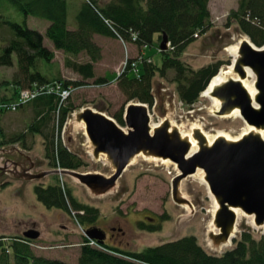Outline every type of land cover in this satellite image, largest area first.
<instances>
[{
    "label": "rangeland",
    "instance_id": "1",
    "mask_svg": "<svg viewBox=\"0 0 264 264\" xmlns=\"http://www.w3.org/2000/svg\"><path fill=\"white\" fill-rule=\"evenodd\" d=\"M98 1L103 6L111 0ZM239 1L209 0L207 32L202 35L197 33L199 31L196 32L198 36L195 42L180 56L182 65L194 72L217 62L224 63L221 68L231 66L232 59L226 48L238 44L240 39L246 37L235 22L226 26L227 16L237 9ZM78 2L79 0H70L67 13L69 29L74 28ZM5 6L9 10L7 15L10 21L25 24L29 29L40 33L44 38V47L54 52V58L50 63L40 60L38 71L43 76L50 80L82 81L81 76L65 67V61L78 65L91 63L86 53L70 56L61 51H54L52 44L44 36L47 22L32 17L25 18L4 0L0 4V13ZM92 41L100 50V60L93 64L94 80L105 78L109 83L98 86L93 85L94 80H86L87 86L79 87L66 95L75 110L66 116L67 126H63L59 139L69 152L83 161L85 166L76 172L100 174L109 178L115 172L114 166L105 155L94 158V147L86 138L84 125L77 121L76 115L85 109H92L113 119L112 116L121 108L124 111L127 104L140 103L137 100L127 101L117 86V77L122 74L129 60L139 61L142 52L132 45L121 44L99 35H94ZM159 44L154 43L143 50L144 59L147 62L152 61L158 67L161 65ZM17 73L15 56L12 57L10 67H0V106L7 102L4 100L15 96L11 81ZM173 77L174 72L168 71L164 78L156 74L151 81V94L154 98V105L148 107L151 124L155 125L168 119L180 133L189 134L190 137L193 129L200 128L210 142L218 133H222L227 139L236 140L248 130L246 123L233 113L222 117L214 116L212 112L215 110L211 108L210 102L200 96L189 107L182 104ZM9 102L11 106L23 104L19 102L17 94ZM0 111L6 112L4 116H0V141L3 136L4 140H8L11 134H24L19 143L0 146V236L7 238L22 236L23 232L35 229L40 233V237L33 244L42 248L31 247L36 256L77 264L79 246L83 243L81 229L85 230L87 226L76 222L74 212L69 215L58 209L45 208L36 200L33 193L35 186L60 185L63 181L61 187L64 191L65 188L69 189L77 202L98 211L99 217L93 225L95 228L108 235L112 228L120 229L118 239L108 241L105 245L128 252H139L185 237H194L197 244L209 255L219 256L233 247V239L229 247L221 250L220 247L215 248L208 238L209 232L216 233L213 221L217 205L210 197L207 185L201 182L203 178L201 170L181 180L178 185L179 193L191 207L179 206L172 200L171 182L178 174L176 166L167 160L144 157L142 154L132 159L113 189L107 192L102 188L90 190L71 176H62L60 179L59 175L50 174L36 181L14 178L8 172L14 169V165L16 170L20 171L22 164L26 162L27 168L30 166L29 163H33L34 167L31 170L33 174L54 169L50 167L45 157L43 139L39 135L27 132L28 125L37 117L34 110L31 107H24L21 110L17 108L16 112H11L12 110L9 112L3 106ZM72 114L75 116L72 117ZM117 125L125 130V125ZM61 135H64L62 139ZM140 223L157 230L153 232L143 230L139 228ZM243 231L250 232L256 239L259 237L264 239V226L255 228L252 221L242 215L237 220L234 239H238Z\"/></svg>",
    "mask_w": 264,
    "mask_h": 264
},
{
    "label": "trees",
    "instance_id": "2",
    "mask_svg": "<svg viewBox=\"0 0 264 264\" xmlns=\"http://www.w3.org/2000/svg\"><path fill=\"white\" fill-rule=\"evenodd\" d=\"M1 1L3 0H0V4ZM5 1L25 18L32 17L48 23L44 36L52 44L54 51L70 56L86 53L91 60V63L81 65L65 61V67L81 76V82L50 80L38 71L40 60L50 63L54 58V52L44 47L43 36L25 24L10 21L6 6L0 13V67H10L12 57L15 56L18 73L11 81L15 96L18 89L40 91L35 98L25 102V105H13L14 110L11 112L24 107L34 110L37 117L28 125L27 132L43 139L45 157L52 169L76 171L85 165L59 139L66 116L75 107L69 99L61 102L56 92L46 94L47 90L44 88L55 89L54 85L58 83L61 90H76L87 86L86 80H94L93 64L100 60V50L92 41L94 35L111 38L141 50L142 57L139 61L129 60L122 74L117 77V86L127 101L137 100L150 108L154 103L151 81L156 74L164 78L168 71H173L178 97L182 104L189 107L198 100L211 78L224 65L223 62H217L194 72L180 62L181 54L195 42L197 33L202 35L207 32L209 0H111L103 6L98 0H79L73 29H69L67 24L70 0ZM226 22V26L235 22L240 32L256 47L264 45V0H240L237 9L227 16ZM163 34L168 38L169 48L166 52H159L161 65L158 67L152 61L144 59L143 50L154 43L159 44ZM108 83L105 78L93 81V85L98 86ZM14 97L4 101L10 105L9 101ZM5 114L6 112H1L0 116ZM122 116L123 108L112 118L123 126ZM4 137L0 146L19 143L24 134H11L8 140H4ZM33 193L36 200L47 209H58L69 215L74 212L76 222L87 228L93 226L99 217L97 210L81 205L69 189L65 188L64 191L59 184L35 186ZM139 228L148 232L157 230L142 223ZM17 240L32 243L22 236H0V264H68L38 257L29 245ZM87 243L88 240L83 236L77 264H264L263 237L256 239L245 231L238 239H233L231 249L219 256L207 254L194 237H185L139 252H128L106 245L102 246L103 249H97Z\"/></svg>",
    "mask_w": 264,
    "mask_h": 264
},
{
    "label": "water",
    "instance_id": "3",
    "mask_svg": "<svg viewBox=\"0 0 264 264\" xmlns=\"http://www.w3.org/2000/svg\"><path fill=\"white\" fill-rule=\"evenodd\" d=\"M168 48V38L163 34L159 49L166 52ZM238 55V60L231 62L230 66L238 81L230 78L215 89L212 96L219 101L220 109L213 115L222 117L238 110V115L247 126L262 129L264 45L256 47L250 40L242 41ZM246 68L251 69L255 76L253 82L257 95L253 99L243 85L247 78ZM76 116L77 121L84 125L86 138L94 147V158L105 155L114 166V174L106 178L100 174H80L62 169L33 174L30 172L33 164H30L29 168H23L14 178L33 181L41 180L49 174L71 176L90 190L102 188L107 192L113 189L132 159L142 154L144 157L167 160L176 166L178 174L171 182V197L179 206L191 207L179 193L180 181L194 175L197 170L203 171V180L217 205L213 221L216 233L208 234L215 248L234 239L237 220L235 210L251 217L255 228L264 226V140L258 133H248L236 140L216 136L208 144L205 135L199 129H193L191 138L198 150L190 153L192 143L189 136L182 135L168 119L152 128L150 115L144 104H127L122 117L125 130L111 118L108 119L103 113L92 109H85ZM39 235L38 231L31 229L22 236L26 240L34 241ZM84 235L98 245L104 244L105 234L98 228L85 230Z\"/></svg>",
    "mask_w": 264,
    "mask_h": 264
},
{
    "label": "bare ground",
    "instance_id": "4",
    "mask_svg": "<svg viewBox=\"0 0 264 264\" xmlns=\"http://www.w3.org/2000/svg\"><path fill=\"white\" fill-rule=\"evenodd\" d=\"M242 41H248L249 42V40H248L247 37H243L242 39H240V41H239L238 44L226 48V52L231 57L232 63L236 62L238 60V58H239L238 50H239V46L242 44ZM246 73H247V78H246V80L243 81V85H244L246 91L248 92L249 96L253 99L257 95V92L254 89L255 76L253 74V71L251 69H249V68H246ZM230 78L233 79V80H235V81H238V77L232 73V68L231 67L221 68L219 70L218 74L211 80L210 85L206 88V90L203 91L200 94V98H203L205 100H208L210 102V104H211V108L214 109L215 112H217L220 109V103H219V101H217L212 96V94H214L215 89L217 87H219L220 85H223V83H225ZM22 92H23V89H18L17 90V96H19V94L22 93ZM5 104L8 105V103H5ZM232 113H233V115L235 117L241 119L240 116L238 115V113H239L238 110H233ZM212 114H213V112H212ZM106 117L108 119H110L108 116H106ZM151 126H152V128H154V127H157L158 124H155V125L152 124ZM247 127H248V130L244 134H242V136L245 135V134H248V133H255L256 132V133L259 134V136L262 138V140H264V128H262V129H255L254 127H249V126H247ZM181 134L182 135H187L190 138V141L192 143V147H191V152L190 153H192L194 151H197L198 148L196 146V143L192 140V138L190 137V135L189 134H184V133H181ZM204 135H205L206 140L209 142L208 144H211L212 142H210V140L208 139V136H206V134H204ZM217 136H223V134L222 133H218ZM238 139H240V137ZM201 182L203 183V185H206V183L203 180V178L201 179ZM210 197H212L211 194H210ZM212 200H213V197H212ZM235 214L237 216V220L242 215L245 216L244 214H242L238 210H235ZM247 218H249L252 221V218L251 217H247ZM237 220H236V225H237ZM215 232H216V230H215ZM229 243L230 242H227L225 245L221 246L220 247L221 250L224 249V248L229 247L230 246Z\"/></svg>",
    "mask_w": 264,
    "mask_h": 264
},
{
    "label": "built area",
    "instance_id": "5",
    "mask_svg": "<svg viewBox=\"0 0 264 264\" xmlns=\"http://www.w3.org/2000/svg\"><path fill=\"white\" fill-rule=\"evenodd\" d=\"M124 68H125V66H124ZM124 68H123V70H124ZM54 86H55V89L49 88V87L44 88L47 90V92H45V93L48 94L51 92H56V94L61 98V102L65 101L68 97L66 95L70 93V90L69 89L68 90H61V88H60L61 86H59L57 84ZM39 93H40L39 90H30V89L29 90L28 89L23 90V92L19 94V102L24 104L25 102L35 98ZM3 106L8 110H14V108L11 105H6V104H2L0 106V109ZM1 112H3V111H0V113Z\"/></svg>",
    "mask_w": 264,
    "mask_h": 264
},
{
    "label": "flooded vegetation",
    "instance_id": "6",
    "mask_svg": "<svg viewBox=\"0 0 264 264\" xmlns=\"http://www.w3.org/2000/svg\"><path fill=\"white\" fill-rule=\"evenodd\" d=\"M33 164V163H32ZM27 162L26 163H24V164H22V168H25V167H27ZM29 165H30V163H29ZM34 166V165H33ZM16 172V171H15ZM14 172V174H16ZM17 174H19V173H17ZM119 233H121V231H120V229H118V227L117 228H112V231H110V233H109V235H108V233L106 234V240H105V243H107L108 241H114V240H116V239H118V237L120 236L119 235ZM117 237V238H116Z\"/></svg>",
    "mask_w": 264,
    "mask_h": 264
},
{
    "label": "clouds",
    "instance_id": "7",
    "mask_svg": "<svg viewBox=\"0 0 264 264\" xmlns=\"http://www.w3.org/2000/svg\"><path fill=\"white\" fill-rule=\"evenodd\" d=\"M122 72H123V71H122ZM218 72H219V71H218ZM216 75H217V74H216ZM216 75H215V76H216ZM64 102H65V101H64ZM62 189H63V187H62ZM87 244H88L90 247L97 248V249H103L102 246L105 245V243H104L103 245H98V244H95V245H94V244H91L90 242H88ZM81 245H82V244H81ZM81 245H80V246H81ZM80 246H79V247H80ZM106 246H108V245H106ZM111 247H112V246H111Z\"/></svg>",
    "mask_w": 264,
    "mask_h": 264
},
{
    "label": "crops",
    "instance_id": "8",
    "mask_svg": "<svg viewBox=\"0 0 264 264\" xmlns=\"http://www.w3.org/2000/svg\"><path fill=\"white\" fill-rule=\"evenodd\" d=\"M117 42V41H116ZM49 48V47H48ZM133 48V47H132ZM50 49V48H49ZM58 52V51H57ZM57 52H55V54L57 53Z\"/></svg>",
    "mask_w": 264,
    "mask_h": 264
}]
</instances>
